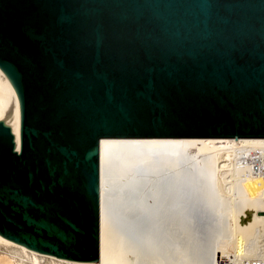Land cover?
I'll return each instance as SVG.
<instances>
[{
  "label": "water",
  "instance_id": "water-1",
  "mask_svg": "<svg viewBox=\"0 0 264 264\" xmlns=\"http://www.w3.org/2000/svg\"><path fill=\"white\" fill-rule=\"evenodd\" d=\"M0 234L87 264H264V0H0Z\"/></svg>",
  "mask_w": 264,
  "mask_h": 264
},
{
  "label": "bare ground",
  "instance_id": "bare-ground-1",
  "mask_svg": "<svg viewBox=\"0 0 264 264\" xmlns=\"http://www.w3.org/2000/svg\"><path fill=\"white\" fill-rule=\"evenodd\" d=\"M18 98L16 92L0 69V119L8 123L16 113ZM0 264H87L58 257L11 240L0 234Z\"/></svg>",
  "mask_w": 264,
  "mask_h": 264
}]
</instances>
